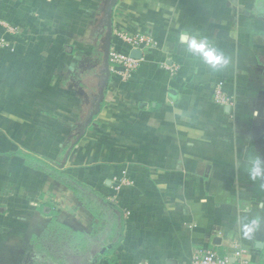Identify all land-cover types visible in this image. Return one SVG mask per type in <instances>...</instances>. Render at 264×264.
I'll use <instances>...</instances> for the list:
<instances>
[{"label": "crops", "instance_id": "1", "mask_svg": "<svg viewBox=\"0 0 264 264\" xmlns=\"http://www.w3.org/2000/svg\"><path fill=\"white\" fill-rule=\"evenodd\" d=\"M106 3L0 0V264H60L45 246L52 222L101 225L83 264H191L198 249L231 259L244 249L264 264V177L248 173L251 159L264 161V0H117L111 48L130 51L118 29L147 42L129 75L110 71L88 122L105 77ZM182 31L228 63L186 50ZM218 82L229 106L212 101ZM70 208L89 226L77 228ZM251 217L259 227L245 238Z\"/></svg>", "mask_w": 264, "mask_h": 264}, {"label": "trees", "instance_id": "2", "mask_svg": "<svg viewBox=\"0 0 264 264\" xmlns=\"http://www.w3.org/2000/svg\"><path fill=\"white\" fill-rule=\"evenodd\" d=\"M26 160L25 162L28 165H34L29 158L24 157ZM64 178L68 179L69 181H63V183H66L68 187H70L74 192L78 195L79 193L82 194L80 197L84 199L89 193L86 191V187L79 184L77 181L72 180L70 177L63 176L61 174H58V180H63ZM90 194L92 195V200L95 201L96 207L98 210L103 211L104 214L107 215L108 211H111L112 214L116 213V218H119L117 216L120 211L115 208V206L109 202H107L102 196H100L98 193L93 192L90 190ZM118 222V221H115ZM101 227L100 224H96L93 228V231L91 232H81V231H73L68 226H65L60 223H54L52 222V231L49 233V230L47 233L52 237H55L58 243V247H55V250L57 249L58 258L56 262L60 264H67L65 263L66 257L69 258V253L67 252L70 250L72 252V259L75 264H83L90 261V258L96 254L98 250L100 235L98 234L97 230ZM37 236L33 235L32 242L35 240ZM63 240L67 242V250L64 244L60 243ZM35 243V242H33ZM39 247V246H38Z\"/></svg>", "mask_w": 264, "mask_h": 264}, {"label": "built area", "instance_id": "3", "mask_svg": "<svg viewBox=\"0 0 264 264\" xmlns=\"http://www.w3.org/2000/svg\"><path fill=\"white\" fill-rule=\"evenodd\" d=\"M115 38L122 40L130 47V51L140 49L142 43H146L147 39L141 34H130L123 29H118L113 34ZM128 53H120L113 47L109 51V69L119 75H129L134 69L135 60L130 58ZM223 83L218 82L213 90L212 101L216 105L229 106L231 98L228 97L223 90ZM125 170L122 171L120 182L125 183ZM120 186V185H119ZM232 259L228 256H220L215 251L209 249H198L192 254L191 264H250L247 252L244 249H234Z\"/></svg>", "mask_w": 264, "mask_h": 264}, {"label": "clouds", "instance_id": "4", "mask_svg": "<svg viewBox=\"0 0 264 264\" xmlns=\"http://www.w3.org/2000/svg\"><path fill=\"white\" fill-rule=\"evenodd\" d=\"M191 35L187 31H182L178 34V40L181 36ZM186 50L189 52H199L202 53L205 62L211 64L212 66L226 65L228 60L223 56L222 53L216 49H209L207 43L204 39H197L195 36L191 35V38L186 44ZM249 177L252 180H257L264 177V161L259 158H253L250 161V166L248 168ZM245 213L249 212L250 209H243ZM259 217L248 218L246 223L242 226L243 236L245 238H250L254 232L257 231L259 227Z\"/></svg>", "mask_w": 264, "mask_h": 264}, {"label": "water", "instance_id": "5", "mask_svg": "<svg viewBox=\"0 0 264 264\" xmlns=\"http://www.w3.org/2000/svg\"><path fill=\"white\" fill-rule=\"evenodd\" d=\"M117 0H107V3L104 6L103 9V17L105 18L104 20V35L103 38L100 41V50L102 53V66L104 68V73H105V77L104 80L100 86V91H99V96L97 98L96 104L94 106V110H92L90 112V115L88 117V122H91V120L93 119V116L95 114L98 113L99 109H100V104L102 102L103 99V93H104V89L107 85L109 76H110V70H109V51H110V47H111V42H112V10L114 5L116 4ZM130 58H132L133 60H138L141 58V51L138 49H134L131 50L130 54H129ZM112 248V245H108L106 247H103L100 252H99V256L103 255L106 251H108L109 249ZM96 261V259H95Z\"/></svg>", "mask_w": 264, "mask_h": 264}, {"label": "rangeland", "instance_id": "6", "mask_svg": "<svg viewBox=\"0 0 264 264\" xmlns=\"http://www.w3.org/2000/svg\"><path fill=\"white\" fill-rule=\"evenodd\" d=\"M110 67V66H109ZM65 209H66V207H61L60 209H59V211L60 212H62V211H65ZM73 209V210H72ZM70 208V214L74 217V220L77 222V223H75V226H77V227H82V225L83 226H89L88 225V220H87V218L82 214V213H80V211L78 210L77 211V209L75 210L74 208ZM51 237V236H50ZM49 237V238H50ZM50 241H51V243H50ZM58 243L59 242H57V240H56V238L55 237H51L49 240H48V242H45V246H53V247H58ZM60 243H62V244H64V246L66 247V250H67V242L65 241V240H63L62 242H60ZM55 249V248H54ZM68 253H69V261H70V259H71V255H72V252L70 251V250H68L67 251Z\"/></svg>", "mask_w": 264, "mask_h": 264}, {"label": "flooded vegetation", "instance_id": "7", "mask_svg": "<svg viewBox=\"0 0 264 264\" xmlns=\"http://www.w3.org/2000/svg\"><path fill=\"white\" fill-rule=\"evenodd\" d=\"M111 48V47H110ZM77 228H81V227H77Z\"/></svg>", "mask_w": 264, "mask_h": 264}]
</instances>
